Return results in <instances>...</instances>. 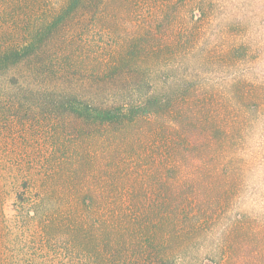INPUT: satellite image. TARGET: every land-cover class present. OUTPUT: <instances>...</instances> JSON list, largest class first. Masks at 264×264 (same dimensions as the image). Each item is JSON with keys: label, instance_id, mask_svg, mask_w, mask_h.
Here are the masks:
<instances>
[{"label": "rangeland", "instance_id": "rangeland-1", "mask_svg": "<svg viewBox=\"0 0 264 264\" xmlns=\"http://www.w3.org/2000/svg\"><path fill=\"white\" fill-rule=\"evenodd\" d=\"M13 2L0 15L6 37L62 0ZM83 10L43 47L48 71L30 94H0V261L69 264L27 213L49 193L40 209L60 213L86 177L109 178L89 169L112 158L114 143L96 142L108 128L65 101H131L157 84L168 103L133 128V155L119 151L128 170L117 192L134 195L143 224L176 228V264H264V0H92ZM191 226L201 229L194 243Z\"/></svg>", "mask_w": 264, "mask_h": 264}, {"label": "trees", "instance_id": "trees-1", "mask_svg": "<svg viewBox=\"0 0 264 264\" xmlns=\"http://www.w3.org/2000/svg\"><path fill=\"white\" fill-rule=\"evenodd\" d=\"M1 2L0 15L17 6L13 0ZM91 6L92 0H62L61 4L48 15L42 14L34 17L33 20L28 19L30 25L26 32L15 34L14 37L9 34L6 37L1 33L0 83H4L6 89L0 94L8 95L9 91L6 90L10 87L17 89L23 87L22 90L15 92L16 95L30 94L24 87L32 80L39 81L41 78L42 81L48 71L45 67L46 61L40 54L43 47L77 12L84 9L86 13L85 9H91ZM2 8H5V11ZM50 55L46 56V59ZM165 94L161 86L154 84L148 87L147 92L138 99L131 101L109 103L100 100L93 104H83L72 98L65 101L63 110L70 111L79 118L90 120L95 124L96 130H100L101 127L108 128L106 133H103L106 137H97L96 142L99 143V149L100 146L110 147L105 142L114 143L110 155L115 161L112 158L103 162L94 159L90 164V171L93 174L94 170L103 172L106 177H109L108 180L101 181L94 174L95 179L93 176L92 184H90V178L86 177L88 181L82 185L84 192H77L69 198L59 199L66 205L64 210H59L60 213L54 214L40 209L49 208L50 193L41 197L37 207L28 211L27 216L37 219L36 222L40 224L43 236L41 243L46 250L47 245L50 246L52 241L60 242L67 255L63 260L69 264H176L172 254L177 247L176 228L169 227L168 221L166 227L164 223L156 224L149 220L143 224L139 216L133 213L130 205L135 203L134 195L117 192L118 185L123 184L119 174L123 169L125 171L128 169L122 167L123 162H118L116 157L119 158V151L125 155L135 153L134 143L137 141V135H135L137 133L133 132V128L137 127L140 120L154 116L161 107L165 106V103H168L164 97ZM102 206L105 207V216L98 213ZM31 212L32 215H30ZM25 216L22 220L26 218ZM197 218L196 215L194 219ZM173 219L176 220V217ZM191 220L196 222L192 218ZM190 228L193 230L189 240L190 243H194L198 241L201 229L195 226ZM185 238L187 241V234ZM186 250L182 249L181 252ZM2 259L1 264L24 262V260L9 257ZM33 264H48V262ZM204 264H218V262L211 256Z\"/></svg>", "mask_w": 264, "mask_h": 264}]
</instances>
